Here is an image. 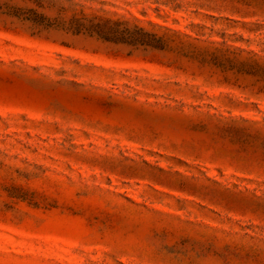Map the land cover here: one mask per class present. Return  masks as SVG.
<instances>
[{
  "label": "rangeland",
  "instance_id": "rangeland-1",
  "mask_svg": "<svg viewBox=\"0 0 264 264\" xmlns=\"http://www.w3.org/2000/svg\"><path fill=\"white\" fill-rule=\"evenodd\" d=\"M62 8L165 45L0 10V264H264V0Z\"/></svg>",
  "mask_w": 264,
  "mask_h": 264
},
{
  "label": "trees",
  "instance_id": "trees-1",
  "mask_svg": "<svg viewBox=\"0 0 264 264\" xmlns=\"http://www.w3.org/2000/svg\"><path fill=\"white\" fill-rule=\"evenodd\" d=\"M27 5L12 4L13 0L0 6L5 14L21 22L31 25L34 29L42 30L58 29L71 32L75 35L86 34L97 36L105 41L126 44L133 47L158 48L165 45L164 37L156 33H150L143 28L134 26L131 28L128 22L111 21L102 17H88L82 13H75L70 17H64L65 8L60 14L52 17L42 12L47 6H54L59 0H22ZM70 1V0H68ZM157 44L155 46L154 44Z\"/></svg>",
  "mask_w": 264,
  "mask_h": 264
}]
</instances>
